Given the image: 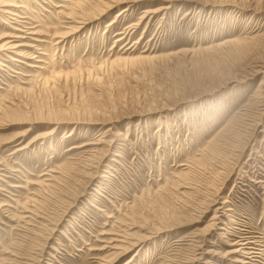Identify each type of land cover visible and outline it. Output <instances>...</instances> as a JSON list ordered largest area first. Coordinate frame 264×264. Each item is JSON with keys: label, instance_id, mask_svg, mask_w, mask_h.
<instances>
[{"label": "rangeland", "instance_id": "374dc122", "mask_svg": "<svg viewBox=\"0 0 264 264\" xmlns=\"http://www.w3.org/2000/svg\"><path fill=\"white\" fill-rule=\"evenodd\" d=\"M80 1L0 0V264H264V0Z\"/></svg>", "mask_w": 264, "mask_h": 264}, {"label": "bare ground", "instance_id": "6f19581e", "mask_svg": "<svg viewBox=\"0 0 264 264\" xmlns=\"http://www.w3.org/2000/svg\"><path fill=\"white\" fill-rule=\"evenodd\" d=\"M96 2H98L99 3V0H95ZM110 1V3H107V5H106V10L108 11L109 9H111L112 8V3H115V5H117V4H119L120 2H114V1H111V0H109ZM69 2H71V1H69ZM73 2V1H72ZM101 2V1H100ZM90 1H88V0H81L80 2H75L74 3V6H73V8H69V10H70V14H67L66 15V17H67V19H71V20H73L71 23L73 24H78L79 26L78 27H74V25H71L70 27H68V28H66L67 29V31L65 32V33H61V34H59V35H57V36H54L55 38H57L58 40V43L57 44H61V43H63L68 37H71V36H73V35H75L74 33L75 32H77L80 28L79 27H83V25H86V23H89L91 20H96V19H98V17H97V15H96V17H90V16H86V14L84 15V13L82 12V11H80V9H82V8H84L86 5H90ZM106 3V2H105ZM72 5H73V3H71ZM103 4H104V2H103ZM101 5V8L103 7L102 6V4H100ZM99 5V6H100ZM9 7V6H11V5H5V4H3V3H1L0 4V7L2 8V7ZM68 6V5H67ZM13 7V6H12ZM63 7V6H62ZM66 7V6H65ZM64 7V8H65ZM75 7V8H74ZM77 8V9H76ZM26 9V8H25ZM66 9H68V7L66 8ZM73 9H75V11L76 10H78V13H75V11H74V13H73ZM97 9V8H96ZM130 9V7L129 8H124V9H122L121 11H119V13H118V17H120V16H122L125 12H127L128 10ZM160 9L162 10H164V9H167L166 7H164V6H162V7H160ZM160 9H157V10H154V11H146L144 14H143V16H141V18H140V20H139V22L141 21V20H143V19H148V20H151L153 17H154V15L156 14V12L157 11H160ZM5 10V9H4ZM10 11H11V9H9ZM13 10V9H12ZM83 10V9H82ZM104 10V9H103ZM103 10H100V11H102V12H104ZM10 11H3L2 13L3 14H10ZM99 11V10H98ZM99 11V12H100ZM62 12V11H61ZM101 12V13H102ZM86 13V12H85ZM62 14H64V13H62ZM88 14V13H87ZM96 14H99V13H96ZM101 15V14H100ZM17 17V16H16ZM65 17V18H66ZM14 21V20H13ZM88 21V22H87ZM20 23V22H19ZM138 25V23H136L134 26H137ZM128 28V27H127ZM16 30V29H15ZM28 31V30H27ZM28 32H26V34H27ZM28 35L29 36H31V37H33V36H36V35H39L38 34V32H29L28 33ZM3 37H8V38H12V39H22V37H21V35H17V33H14V34H12V35H9V36H3ZM121 37V36H120ZM0 40H2L1 38H0ZM33 41H35V40H33ZM116 41H118V40H116ZM31 42V41H30ZM55 44V43H54ZM20 45H22V44H16V43H13V42H3L1 45H0V53H3V52H7V53H12L13 55H16V56H18V57H22V54L21 53H19V52H17V51H15L16 50V48L17 47H19ZM56 45V44H55ZM28 47V46H27ZM6 53V54H7ZM140 57V56H139ZM6 58H8L10 61H13V62H16L17 61V59H14L11 55H6ZM138 58V57H137ZM136 58V59H137ZM149 58H150V56H149ZM147 56H143V57H140V58H138V59H149ZM153 58H155V57H153ZM18 62V61H17ZM37 66V65H36ZM32 67V66H31ZM33 67H35V66H33ZM36 68V67H35ZM38 69V68H37ZM32 76V75H31ZM35 77H37V76H32V78L35 80ZM38 78V77H37ZM29 80H31L30 78H29ZM24 92V91H23ZM51 133H48V134H45V135H43V136H40V137H38L37 139H40V138H43V137H46L47 135L49 136ZM32 143V142H31ZM45 181V180H44ZM49 181V180H48ZM43 182V181H42ZM27 212V211H26ZM27 218V217H26ZM120 235V234H119ZM123 235H124V233H123ZM130 235V234H129ZM131 236V235H130ZM121 237V236H120ZM123 238H124V236H123ZM122 238V239H123ZM126 238V237H125ZM127 240H129V238L127 239ZM131 240V239H130ZM133 240V239H132ZM116 241V240H115ZM114 241V242H115ZM110 242V241H109ZM131 242V241H130ZM139 242V241H138ZM121 243V242H120ZM123 243H125V242H123ZM129 243V242H128ZM132 243V242H131ZM118 244V243H117ZM130 244V243H129ZM133 244H135V242L133 243ZM133 244H130V246H132L133 248L134 247H136V245H133ZM136 244H138V243H136ZM116 247H114V248H112V249H116V250H120V246L119 245H115ZM122 246V245H121ZM129 246V245H128ZM124 247H126V246H124ZM126 249V248H125ZM130 249V248H129ZM5 262V261H4ZM3 263V262H2ZM6 264H7V262H6Z\"/></svg>", "mask_w": 264, "mask_h": 264}]
</instances>
